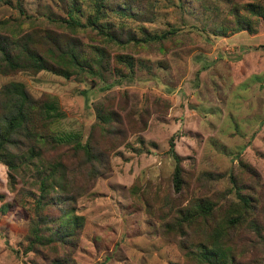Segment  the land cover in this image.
Here are the masks:
<instances>
[{"label": "rangeland", "instance_id": "rangeland-1", "mask_svg": "<svg viewBox=\"0 0 264 264\" xmlns=\"http://www.w3.org/2000/svg\"><path fill=\"white\" fill-rule=\"evenodd\" d=\"M249 3L264 11V0H152V20L135 21L102 9L99 24L111 20L131 28L138 38L139 27L163 35L118 48L88 38L94 36L88 24L93 5L83 0L73 14L81 26L73 29L85 44L106 50V70L94 62L89 70L68 78L44 70L0 75V85L20 81L33 98L41 93L55 98L57 115L51 128L59 142L74 138L83 142L98 106L114 100L121 104L125 94L119 110L122 143L109 154L108 169L76 199L75 213L83 217L72 254L77 264H182L175 242L158 234L157 223L129 194L134 180L140 188L148 186L149 198L170 187V138L192 176L201 172L211 176L202 187L189 179L192 193L219 192L234 200L229 175L238 183L247 182L238 169L239 160L257 173L256 194L264 191V20L246 13ZM242 14L250 18L251 29H241L234 20ZM69 21L64 0H0L4 33L18 34L32 26L64 30ZM115 53L130 56L131 69L120 65V72H112ZM144 108L151 110L148 117L140 113ZM141 118L143 129L138 127ZM21 167L14 188L36 192L47 168ZM6 173L0 163V208L11 203L13 195ZM27 218L19 206L0 211V264H28L31 254L21 252ZM248 239L238 232L233 235L239 264L264 262L260 242Z\"/></svg>", "mask_w": 264, "mask_h": 264}, {"label": "trees", "instance_id": "trees-1", "mask_svg": "<svg viewBox=\"0 0 264 264\" xmlns=\"http://www.w3.org/2000/svg\"><path fill=\"white\" fill-rule=\"evenodd\" d=\"M89 1L93 12L89 14L88 24L94 32V36L88 35L90 40L111 42L120 48L130 42L145 43L163 38L143 27H139L142 36L138 38L131 28L122 24L111 20L97 23L102 9L135 21H151L152 0ZM82 2L64 0L70 19L64 30L32 26L18 34L0 31V75L44 70L68 78L77 71L89 70L94 62L100 70H106L109 60L106 50L85 44L73 29L75 25L81 26L73 14L80 10ZM245 10L264 20L259 4H246ZM234 20L241 29H251L246 15ZM111 60L112 72H120V65L131 69L133 63L130 56L117 53ZM38 97L33 98L20 81L10 80L0 85V163L6 168L8 188L13 191L11 203H5L0 211H11L15 206L27 211L21 252L31 254L28 264H77L72 254L77 247L83 217L75 213L76 199L108 169L109 154L122 143L124 130L119 110L123 109L125 94L121 95V104L114 100L98 106L96 121L83 142L76 138L59 142L51 128L57 115L56 100L47 93ZM150 111L144 108L140 113L148 117ZM144 125L141 118L139 129ZM167 154L173 162L170 187L161 195L155 192L149 198L148 186L140 188L134 180L129 194L145 216L157 223L158 234L175 242L182 264H239L233 246L236 232L245 239L256 238L264 250V191L260 196L256 194L258 190L254 185L259 182L258 175L250 166L238 161V169L247 182L238 183L229 175L235 199L226 200L219 192L194 190L192 193L194 185L190 189L189 179L202 187V181L211 176L206 172L192 176L191 170L181 164L171 138ZM27 164L48 171L37 183L36 192L14 188L15 174ZM2 197L0 194V201Z\"/></svg>", "mask_w": 264, "mask_h": 264}]
</instances>
